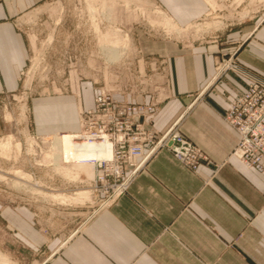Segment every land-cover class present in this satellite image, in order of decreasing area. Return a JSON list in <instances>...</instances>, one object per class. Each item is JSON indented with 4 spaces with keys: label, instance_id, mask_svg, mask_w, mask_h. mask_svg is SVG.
Returning a JSON list of instances; mask_svg holds the SVG:
<instances>
[{
    "label": "crops",
    "instance_id": "0c3cea01",
    "mask_svg": "<svg viewBox=\"0 0 264 264\" xmlns=\"http://www.w3.org/2000/svg\"><path fill=\"white\" fill-rule=\"evenodd\" d=\"M42 1L0 0V93L19 87L30 47L18 20ZM151 1L178 28L207 10L205 0ZM244 39L238 50H230L213 39L185 46L162 36L140 38L148 65L141 77L148 86L137 89L135 77L130 88L114 81L113 97L138 104L158 100L151 117L137 120L160 132L176 122L209 162L192 170L160 149L106 205L99 206L84 188L90 198L78 205L36 193L12 211L4 209L13 219L16 241L31 256L29 264H264V172L230 154L238 135L223 117L249 80L237 70L218 71L222 56L235 53L240 69L264 78V20ZM95 84L84 82L77 101L65 95L35 97L33 133H78L79 111L93 107ZM76 214L84 220L77 228L59 220Z\"/></svg>",
    "mask_w": 264,
    "mask_h": 264
},
{
    "label": "rangeland",
    "instance_id": "374dc122",
    "mask_svg": "<svg viewBox=\"0 0 264 264\" xmlns=\"http://www.w3.org/2000/svg\"><path fill=\"white\" fill-rule=\"evenodd\" d=\"M205 1V15L178 29L165 24L163 12L151 0H43L37 9L19 18V27L29 41L28 59L20 72L19 87L0 93V253L8 264H29L32 259L16 241L13 219L5 216L4 209L12 211L20 200L28 202L36 193L51 197L54 193L76 194L84 188L91 191L84 172L69 173L59 155H50L55 134L33 133L30 102L35 97L64 95L77 101L80 86L87 81L96 83L99 92L101 88L110 90L114 81L124 87L135 77L137 89L142 90L148 85L141 78L147 60L140 44L143 35L175 39L185 46L213 39L220 46L238 50L244 36L264 20V0ZM109 48H116L117 56L113 58ZM222 57L218 65L229 58L237 65L235 53ZM84 94L87 96V90ZM36 182L38 186L31 184ZM59 220L76 228L84 221L77 214Z\"/></svg>",
    "mask_w": 264,
    "mask_h": 264
},
{
    "label": "built area",
    "instance_id": "2783aa9c",
    "mask_svg": "<svg viewBox=\"0 0 264 264\" xmlns=\"http://www.w3.org/2000/svg\"><path fill=\"white\" fill-rule=\"evenodd\" d=\"M225 69L237 70L249 80L246 91L223 115L238 135L230 154L244 166L264 172V79L244 72L230 58L218 65V71ZM157 102L120 101L110 90L101 88L94 98L93 107L81 111V129L76 136L81 140L107 141L111 147L110 157L95 160V173L89 179L91 193L97 194L99 206L122 194L160 149H167L192 170L209 162L208 156L183 136L176 122L160 132L137 120L136 117H151Z\"/></svg>",
    "mask_w": 264,
    "mask_h": 264
},
{
    "label": "bare ground",
    "instance_id": "6f19581e",
    "mask_svg": "<svg viewBox=\"0 0 264 264\" xmlns=\"http://www.w3.org/2000/svg\"><path fill=\"white\" fill-rule=\"evenodd\" d=\"M89 8H91L89 6ZM92 9V8H91ZM92 16H94L92 14ZM165 24L178 29L175 27L171 19L164 15ZM110 55H113V58L117 56L116 48H109ZM108 51V50H107ZM113 52V53H112ZM76 134L72 133H60L55 134L52 140V149L50 155L57 154L59 155L60 163L66 166L69 173L78 175L80 172H84L87 178L93 177L94 162L96 159L108 158L111 155V147L107 141H88V140H76ZM9 141H5L1 144L2 149L7 147L6 145ZM49 155V156H50ZM56 156V155H55ZM90 165V166H89ZM94 169V168H93ZM53 199L59 200L60 202L66 201L68 196L63 194L56 193L51 194ZM89 197V191L84 190L77 192L70 199L73 201H83ZM9 260L6 256L0 253V264H8Z\"/></svg>",
    "mask_w": 264,
    "mask_h": 264
}]
</instances>
